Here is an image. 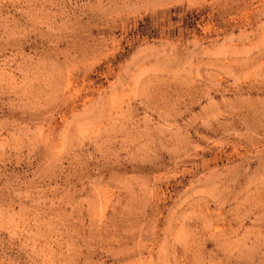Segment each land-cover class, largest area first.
Returning <instances> with one entry per match:
<instances>
[{
	"label": "rangeland",
	"instance_id": "374dc122",
	"mask_svg": "<svg viewBox=\"0 0 264 264\" xmlns=\"http://www.w3.org/2000/svg\"><path fill=\"white\" fill-rule=\"evenodd\" d=\"M0 264H264V0H0Z\"/></svg>",
	"mask_w": 264,
	"mask_h": 264
}]
</instances>
